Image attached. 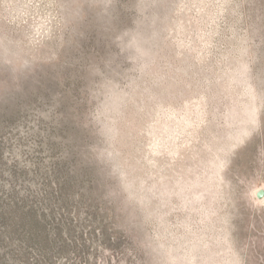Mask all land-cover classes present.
Returning <instances> with one entry per match:
<instances>
[{
    "label": "rangeland",
    "instance_id": "obj_1",
    "mask_svg": "<svg viewBox=\"0 0 264 264\" xmlns=\"http://www.w3.org/2000/svg\"><path fill=\"white\" fill-rule=\"evenodd\" d=\"M261 187L264 0H0V264H264Z\"/></svg>",
    "mask_w": 264,
    "mask_h": 264
},
{
    "label": "water",
    "instance_id": "obj_2",
    "mask_svg": "<svg viewBox=\"0 0 264 264\" xmlns=\"http://www.w3.org/2000/svg\"><path fill=\"white\" fill-rule=\"evenodd\" d=\"M256 198L258 199L264 198V187H261L256 191Z\"/></svg>",
    "mask_w": 264,
    "mask_h": 264
},
{
    "label": "trees",
    "instance_id": "obj_3",
    "mask_svg": "<svg viewBox=\"0 0 264 264\" xmlns=\"http://www.w3.org/2000/svg\"><path fill=\"white\" fill-rule=\"evenodd\" d=\"M3 216H4V214H3Z\"/></svg>",
    "mask_w": 264,
    "mask_h": 264
}]
</instances>
